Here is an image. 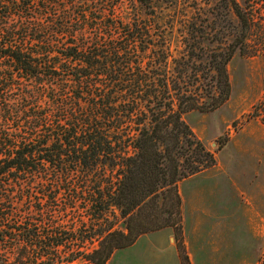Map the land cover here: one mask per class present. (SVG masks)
<instances>
[{
    "label": "trees",
    "instance_id": "16d2710c",
    "mask_svg": "<svg viewBox=\"0 0 264 264\" xmlns=\"http://www.w3.org/2000/svg\"><path fill=\"white\" fill-rule=\"evenodd\" d=\"M179 1L0 0V264H107L166 227L190 264L179 182L217 160L183 114L228 99L232 56L264 51V12L215 0L237 33L208 54L201 0L174 19Z\"/></svg>",
    "mask_w": 264,
    "mask_h": 264
},
{
    "label": "rangeland",
    "instance_id": "374dc122",
    "mask_svg": "<svg viewBox=\"0 0 264 264\" xmlns=\"http://www.w3.org/2000/svg\"><path fill=\"white\" fill-rule=\"evenodd\" d=\"M237 1L243 5L244 0ZM261 1L250 2L259 16L264 12ZM185 2L179 1L171 17L176 19L184 12ZM201 2L200 16L207 20L202 42L209 54L234 37L236 20L232 15L230 24L215 21L214 16L226 15L225 10L217 8L215 0ZM181 28L176 23L171 44L174 55L182 48ZM227 71L231 93L222 105L212 111L183 114L196 137L214 152L217 160L213 168L179 182L188 248L196 264H264V123L252 115L253 110L264 108V51L252 56L236 52ZM202 76L209 77L210 73ZM199 86L210 88L209 81ZM223 141L225 144L219 146ZM65 202V195H61L55 205L62 208ZM54 214L59 220L71 216L57 210ZM25 215L16 211L14 218L24 220ZM118 224L124 227L120 218ZM177 240L172 227L144 233L130 246L117 249L107 264H183ZM54 264L88 263L64 259Z\"/></svg>",
    "mask_w": 264,
    "mask_h": 264
},
{
    "label": "crops",
    "instance_id": "0c3cea01",
    "mask_svg": "<svg viewBox=\"0 0 264 264\" xmlns=\"http://www.w3.org/2000/svg\"><path fill=\"white\" fill-rule=\"evenodd\" d=\"M181 192V191H180ZM182 202H184V200L182 201ZM185 223H186V219H185V217H184V214H183V234H184V242H185V246H186V250H187V253H188V255H189V259H190V262H191V264H196L195 263V261H194V256L190 253V250H189V248H188V238H187V229H186V227H185ZM174 245V244H173ZM175 247H176V245H175ZM177 248V247H176ZM177 250H178V248H177ZM199 253V252H198ZM200 254V253H199ZM178 255H179V251H178ZM180 257V256H179ZM201 259V258H200ZM200 259H199V261H200ZM239 262H235V264H238Z\"/></svg>",
    "mask_w": 264,
    "mask_h": 264
}]
</instances>
